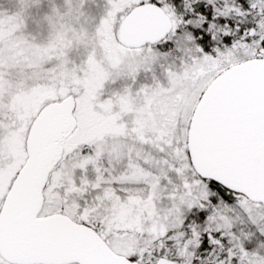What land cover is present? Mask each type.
<instances>
[{"label":"snow or ice","instance_id":"6c2138e0","mask_svg":"<svg viewBox=\"0 0 264 264\" xmlns=\"http://www.w3.org/2000/svg\"><path fill=\"white\" fill-rule=\"evenodd\" d=\"M0 264H264V0L0 6Z\"/></svg>","mask_w":264,"mask_h":264},{"label":"rangeland","instance_id":"374dc122","mask_svg":"<svg viewBox=\"0 0 264 264\" xmlns=\"http://www.w3.org/2000/svg\"><path fill=\"white\" fill-rule=\"evenodd\" d=\"M16 4V0H0V6H3L5 8H14Z\"/></svg>","mask_w":264,"mask_h":264}]
</instances>
